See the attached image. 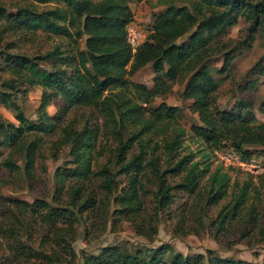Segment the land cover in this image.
Wrapping results in <instances>:
<instances>
[{
    "label": "trees",
    "instance_id": "trees-1",
    "mask_svg": "<svg viewBox=\"0 0 264 264\" xmlns=\"http://www.w3.org/2000/svg\"><path fill=\"white\" fill-rule=\"evenodd\" d=\"M51 3V9L36 11L29 6L17 5L13 12H6L0 6V31L9 30L14 34H35L40 30L55 36L70 37L75 43L83 37V48L77 43L72 54L60 57L55 48L42 59L49 60L50 68L40 67L36 59L18 54L0 53V68L13 69L14 78L0 81V104L14 113L19 122H0V145L10 148L9 155L16 153L21 158L19 167L10 156L1 160L2 167L9 171H20L28 181L33 179L32 169L38 148L37 138L26 142L28 134H50L57 124L71 110L86 108L95 114L93 124L86 120L79 129L73 127L70 119L59 126V139L51 144L69 146L71 168L59 173L58 194L64 180L85 181L90 175L98 180L97 187L108 199L116 185L114 174L124 177V186L113 197L116 208L113 214L132 224L135 233L152 236L156 228L152 224L159 213L168 208L172 201V190L183 192L198 204L199 215L203 205L219 206L211 221L214 235L223 232L232 222L256 223L254 201L250 183H230L224 168L219 163L210 169L205 161L193 160L191 152L180 153L182 132L171 128L176 123V105L160 102L156 106L149 103L154 97L163 96L171 90V83L183 82L180 96L189 99L188 110L196 114L197 122L190 125L192 137L206 147L202 156L209 158L212 150L229 146L241 153L250 152L249 147L264 148V121H256L253 116L242 113L251 108L246 100L237 99L228 110L219 109L216 102L217 85L212 73L221 75L232 60L233 47L239 43L249 48L253 32L260 29L264 35V0H196V7L190 11L186 6L168 5L152 18L143 41L134 52L125 40L124 27L133 20L130 2L143 0H36ZM164 1V0H163ZM198 13V15H196ZM242 17L246 22V35L242 39H218V34L236 24ZM136 23V22H135ZM191 33L186 40L176 43V39ZM72 30V31H70ZM72 36V37H71ZM221 57V65L209 67V61ZM40 59V57H39ZM149 66L152 85L147 87L130 78L135 72ZM68 68V71L66 68ZM90 70V74L86 70ZM185 79V80H184ZM19 81L27 86L41 89L36 108V123L29 122L15 103L14 90ZM58 97L62 105L54 115L45 108L52 98ZM108 142L114 143L111 150V164L101 165L93 170L92 163L97 152L92 155L94 138L98 133ZM31 132V133H28ZM159 138V140H156ZM100 154V153H98ZM166 167H162V163ZM115 166V171L111 168ZM168 176L177 178L170 182ZM259 183L264 174L257 175ZM204 179V185H200ZM231 186V191L228 188ZM68 197L79 212L91 211L94 203L80 197L79 186L71 182L67 187ZM150 193V215L148 221L139 219L143 213L142 197ZM5 205L7 216L0 220V235L11 240L12 253L18 259L36 257V264H73L74 253L70 242L76 234V215L66 207H52L42 199L31 203L6 198L0 194V205ZM187 207L178 215L183 220ZM27 214L33 221L43 223L44 241L53 246L50 252L35 253L20 241L13 243V223H18L19 215ZM194 217L201 224L200 217ZM179 227H174V234ZM183 227H180L182 231ZM7 232V234H6ZM179 232V231H178ZM264 235V225L258 228ZM185 233L197 234L198 228L187 227ZM242 234V231L240 232ZM58 249L62 255L57 253ZM149 250V249H146ZM0 264H9L4 259ZM79 264H251L248 261L223 258L210 253L184 256L171 253L168 245L151 249L145 256L143 251L123 250L116 245H107L96 254L80 255Z\"/></svg>",
    "mask_w": 264,
    "mask_h": 264
},
{
    "label": "rangeland",
    "instance_id": "rangeland-1",
    "mask_svg": "<svg viewBox=\"0 0 264 264\" xmlns=\"http://www.w3.org/2000/svg\"><path fill=\"white\" fill-rule=\"evenodd\" d=\"M17 5L29 6L36 11L53 7L51 3H39L36 0H0V6L4 7L6 12H13ZM168 5H184L192 12H195L194 9L196 7H201L198 8L200 10L204 8V6L197 5L196 0H143L140 2L132 1L129 4L133 20L145 33L150 27L153 16L163 11ZM246 26L247 22L242 17H239L236 24L227 27L218 34L217 38L222 41L242 39L247 34ZM191 31L192 29L184 36L176 39V43L184 42ZM252 35L253 40L250 47L246 48L240 43L234 46L232 60L225 72L221 75L212 73V76L217 85L216 102L219 109L228 110L232 107L235 100H246L252 106L249 109H244L242 113L253 116L256 121H264V35L260 29H256ZM76 43V46L83 48V37L74 43L70 37L55 36L40 30L35 31L33 35L14 34L9 30L0 31V53L18 54L36 59L40 67L46 69L50 68V63L47 58L45 60L42 59L45 54L55 48L60 52V57L68 56L72 54ZM208 65L210 68H218L221 65V57L211 59ZM68 68H66L67 71ZM12 70V68L9 71L0 68V81L14 78ZM86 72L88 74L91 73L89 69ZM130 79L150 87L152 84V73L149 66L136 71ZM183 84L184 81L171 83V90L167 94L161 97H154L149 104L156 106L160 102H164L178 107L179 110L175 116L176 123H173L171 128L173 127L182 132V147L179 152L181 154L191 152L194 155L193 160L205 161L210 164V169H213L218 166L217 161L211 154H209V158L202 156L198 151L204 150L202 152L208 154V151H205L206 147L190 134V125L198 122L196 114L188 110L190 100L183 99L180 96ZM0 88L4 90L3 87ZM9 91L14 92L15 103L20 107L28 121L36 123V108L41 96L40 87L36 85L27 86L17 81L15 89ZM61 105L62 102L58 97L52 98L45 111L49 115L57 114ZM94 116L95 114L91 110L76 108L69 111L62 118L54 132L50 134L38 133L34 136L33 134H28L26 136V142L32 140V138L34 139V137L38 140L36 158L32 169L33 179L31 181H27L19 170L9 171L0 164V194L2 196L27 203H31L34 199H42L52 207L71 209L76 215L74 226L76 227V234L69 243L75 256L73 264H79L80 255L96 254L101 247L107 245H116L130 252L140 249L145 256L151 254L152 248L168 245L171 253H180L184 256L202 255L205 259L210 253L218 257L245 260L251 264H264V235L258 232V228L264 225V181L259 183L257 177V175L264 174V148L258 146L249 147L256 164L260 167L258 173L248 174L238 170L225 169L230 176V183L234 181L237 184L249 182L252 187H255L254 190H250L252 197H255L252 198L256 215L255 224L251 222H232L226 226L229 228L214 235L210 223L215 218L219 206L226 202L228 197L217 204L203 205L202 203L203 209L201 215H199V212H197L198 204L194 205L192 203L191 196L172 190V201L168 208L161 211L157 219L152 221L156 232L150 237H145L137 235L132 224L120 216L117 217L112 212L116 208L113 197L124 186V177L122 175L114 174L113 179L116 187L108 195L107 200L97 187L98 180L92 175L82 183L75 180H64L63 189L58 194L59 179L62 176H59V173L71 168L72 164L69 163V146H59L58 149H55L51 143L59 139L60 124L72 119L73 127L79 129L86 120L89 122L88 124L95 123ZM0 122L3 124L10 122L14 126L19 125V122L14 118L13 111L3 107L1 104ZM156 140H159V138ZM92 142H94L92 155L97 152L92 163V169L95 170L104 164H111V150L114 143L110 142V139L106 142L103 136L101 137L100 131ZM10 151V148L6 145H0V162L10 156ZM10 159L15 161L19 167L21 166V158L16 153H11ZM161 166L164 168L166 164L162 163ZM114 171L115 166L111 168V172ZM167 177L170 182L177 179L168 175ZM71 182L79 186L80 197H86L94 203V208L91 211L83 212L85 209L83 206L79 212L76 211L77 205L82 204V200L77 199L75 206L72 205L67 193V187ZM204 182V179H201L200 185H204ZM231 189L230 186L228 192ZM149 200L150 193L142 197L143 213L139 219L144 221V225L150 215ZM187 207H192V211L186 210L183 220L178 221L179 213ZM197 215L200 217L201 224H197L194 221V217ZM6 216L5 205L2 204L0 205V220L3 221ZM18 218L20 222L17 224L13 223V243L20 241L30 247L35 253L50 252L49 249L53 245L44 241L45 229H42V227H45V225L31 220L27 214L19 215ZM190 226L197 227L198 233H185L187 227ZM174 227H179V232L177 231L174 234ZM180 227H183L182 231H180ZM241 231L242 234H240ZM11 245V240L0 235V262L7 259L9 264L39 263V260L34 256L28 260L14 257L10 248ZM55 251L62 255L58 249H55Z\"/></svg>",
    "mask_w": 264,
    "mask_h": 264
},
{
    "label": "built area",
    "instance_id": "built-area-1",
    "mask_svg": "<svg viewBox=\"0 0 264 264\" xmlns=\"http://www.w3.org/2000/svg\"><path fill=\"white\" fill-rule=\"evenodd\" d=\"M136 24L135 22H130L124 27L125 40L129 44L131 52L135 51L146 34ZM212 156L224 168H233L248 174L260 171V167L256 164L254 156L250 152L245 154L232 147L223 146L212 150Z\"/></svg>",
    "mask_w": 264,
    "mask_h": 264
},
{
    "label": "crops",
    "instance_id": "crops-1",
    "mask_svg": "<svg viewBox=\"0 0 264 264\" xmlns=\"http://www.w3.org/2000/svg\"><path fill=\"white\" fill-rule=\"evenodd\" d=\"M145 66H147V65H145ZM145 66H143V67H141V68H144ZM141 68H139V69H141ZM139 69H138V70H139ZM138 70H137V71H138ZM151 85H152V84H151Z\"/></svg>",
    "mask_w": 264,
    "mask_h": 264
}]
</instances>
